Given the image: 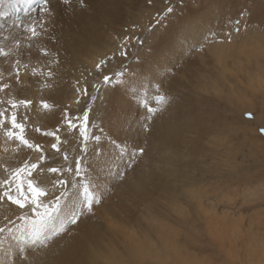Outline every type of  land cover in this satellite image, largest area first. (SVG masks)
Returning a JSON list of instances; mask_svg holds the SVG:
<instances>
[{"label":"bare ground","instance_id":"6f19581e","mask_svg":"<svg viewBox=\"0 0 264 264\" xmlns=\"http://www.w3.org/2000/svg\"><path fill=\"white\" fill-rule=\"evenodd\" d=\"M149 1L150 0H87L86 6L81 7L79 0H71L68 4H66L64 0H50L49 7L52 10L50 17L44 18L50 20L48 31L53 38L50 39L48 36L42 37L39 42H35L36 48L32 50L31 55H24L25 60L22 61L28 64V70L31 71L33 67L37 68L38 72L42 70L43 64L47 58L40 56L37 49L40 47H48L53 53L58 52L61 62H66L64 63L66 68L70 65L74 67L78 66L77 73L79 75L85 67L93 69L94 64L97 63L99 59H104L107 55L116 52L119 53V51L123 49V46L128 45V43L124 45L128 41H125L120 46L119 43L127 36L133 39L136 35L135 29L138 26L144 29L139 34H146L144 42L147 45H145V43L143 44L145 47L150 46V50L148 52L145 50H138L137 58L139 61L135 62L137 60L135 58V61L132 60V62H130L129 68L119 70V73H121L123 77L120 84L115 86L114 89L104 90V106L100 108L97 100L93 110L91 109L93 114L91 117L97 116L95 112L98 113L102 110L100 112V123L104 127V133L102 136L103 141L101 140V142H103L104 145L100 143L104 146L105 150L102 154L99 153V157L100 159L103 158V161L94 162V159L89 161L86 158V167L88 171L86 177L90 180L89 183L91 184V188L95 189L96 185L99 184L100 187L98 192H106V198L103 200V203L95 206L94 215H86L82 222L74 226L68 235L63 236L56 242L55 246L50 248L41 249L36 247L29 250L30 246L24 241L27 239V230L30 225L25 221L16 220V224L20 227L14 229L12 235L5 233L0 236V262H2V264H8L9 260L14 262V264H125V262H128V264H144L146 259V261L150 262H152L153 259L164 260L165 253L163 254L164 256L159 254V258H157V253L154 252H159L164 249L167 251L170 250L169 248L171 245H169L170 247L167 246L166 241H170L168 238L172 230H169L166 224L164 225L163 213L166 211L176 212L174 208H178L176 204L179 199L178 197L184 198V196H186L185 198H188V203L192 201L190 204H193L194 208H191H193L196 213L193 222L202 218L203 223L205 222L206 225L213 224V220H215L216 216L223 214L217 213V204L214 202V200L219 198V194L217 197L211 189L205 188L203 192L207 193V198L204 199L201 197L198 190L191 193L193 189L176 185L178 183L174 184L171 182V178L166 175L167 172H172L176 169V177H187V174L183 173L182 169H180L187 167L185 166L186 164L181 167L180 165L194 157L197 151H201V148L199 149V141L202 132L198 127V125H200V116L198 117V114L196 115L194 107L189 106L190 104L188 102L185 104L181 101L177 103L174 102V104L168 103L169 101L163 105L159 104L158 106L161 110L154 115L152 120L147 122L149 130L144 131L141 127L144 123V117L147 116L142 105L145 103L150 104V99H152L153 104H155L156 102L153 96L155 98L160 90L163 91V94L167 97V89L169 90L170 88V91L173 93L172 90H176L180 84L179 87H182L185 79L196 70L195 61H192V55L194 54L192 49L194 46H197V43L209 28L207 26L208 22L212 21L213 16L216 14L215 8L212 5L213 2L208 4L207 8L203 10L208 13L207 15H204L199 10L192 11L191 13H193L195 17L197 16V19H183V21H180L179 25H174L172 28H168V30H164L162 33L161 31L163 28L159 27L157 36L154 37V35H156V33H154L149 37L150 34L148 35L147 21L151 19L153 14L152 12L148 13V11H146L147 9L145 10L144 8ZM13 2L14 0H0L1 15L5 14L6 16V7L13 4ZM40 7L41 5L33 8L29 15L21 16L19 20L0 18V47H3L6 52L11 53L7 60L0 57V68L7 69L13 57L22 59L21 57L23 56H21L20 50H18L16 46L17 40L20 41L22 46L28 44V40L26 39L27 33L24 31V27L34 20L37 10V18L43 17L44 14L39 12ZM166 10V7L161 9V25L166 21ZM21 22H25L23 26H17ZM131 26L137 27H134L133 30H129ZM253 35L254 34H250L242 38V40H239L240 42L237 41L238 43H233L230 46L228 45L226 48H235L236 53L238 50L245 48L251 39H256ZM256 35L255 37H258ZM55 38H58V43ZM146 41H148V43ZM154 41L157 42L150 45ZM254 44L257 45L256 43ZM224 48L225 45L210 46L207 51L214 61L220 58V56L225 57L226 48ZM89 50L99 55L100 58L92 59L91 56H87L86 54ZM243 51L245 52L243 49L241 54L244 53ZM231 52L234 53V51ZM195 54L198 53L196 52ZM194 57L197 61L203 60L201 55H195ZM76 62L79 64L77 65ZM220 65L222 66L223 64ZM256 65L258 64L256 63ZM117 68L119 69V67ZM28 70L24 71V74H22L21 83L18 85L14 84V90L24 89V91L16 96L22 97L24 92L27 91L25 90L27 88V82L32 81L30 77H27L29 81L25 78V75L29 73ZM170 74L172 76L169 77ZM204 77L206 78L205 75H203V78ZM73 81H79V77L76 76ZM207 84L209 83L207 82L205 85ZM154 86L158 88L152 89ZM36 87L37 85L27 89L32 90ZM67 88H69V86L63 82L56 81L51 87L42 90V99H45L47 102L51 100L50 102L52 103H58L61 96L66 93V100L72 101L74 96L71 97L70 93H73V89L67 91ZM151 89L152 91H150ZM242 96L241 99L243 98ZM29 98L33 100L35 106L39 105L40 101L36 100L37 95L32 94V97L29 96ZM244 111H246V109ZM34 112L38 111L34 110ZM38 115L39 114L32 113V117L34 118ZM241 115H243V112ZM46 118L48 119L49 117ZM240 118L239 116L238 119ZM205 122L207 123V121ZM250 124H252V122ZM53 125V123L50 124V126ZM201 125H203V123ZM251 129L250 131H252ZM244 135L247 136V133ZM14 143L6 145L4 142L0 141V163L7 162L9 166L12 167L21 162L23 154L19 153L17 155L3 151L4 147H14ZM115 143L129 145L130 148L143 147L145 153L139 156L136 163L125 171L123 165L128 159V152H126L127 150L125 147L122 145L126 150V154L119 155L120 152L118 153L115 151L116 149L114 147L106 146L107 144L114 145ZM115 146H117V144ZM121 147H119V149ZM93 149L95 148L93 147ZM181 151L186 152L184 156L181 154V157H184L182 160H180L181 157L179 154ZM95 152L97 153V151ZM121 157H123V159H121ZM36 158L38 159V154ZM90 158H95V156L90 155ZM74 159H71L72 166ZM117 165H120L119 169ZM109 168H111V171H109ZM117 170L124 171L125 174L124 179L118 181L116 184L117 179L114 178V175ZM224 175L230 176V174ZM0 176H2V173H0ZM228 176L227 178H229ZM79 184L81 183L79 182ZM225 187H227L226 184ZM183 198L182 200L180 199L182 202H184ZM73 201L76 200L73 199L72 202ZM61 206H63V204ZM73 206L74 204L66 203L63 211L69 210L70 208L72 209ZM50 209H52V207H50ZM182 209L184 208L180 210ZM5 213L9 216H14L16 214H23V210L9 203L6 204L3 209H0V217ZM184 214L186 215L187 213L180 214V216L185 219L188 218V216L184 217ZM52 216L55 217V215ZM32 219H36L34 214ZM180 219L182 220V218ZM180 219H176L178 225H180ZM59 220L61 219L54 218L55 223H58ZM166 221L168 222L169 220L166 219ZM185 222L184 220L182 223ZM0 223H2V219H0ZM259 226L260 224L256 227L259 228ZM182 227L183 226H181V228ZM259 229L258 231H260ZM262 229L260 232H262ZM173 232L174 231H172V233ZM18 237L23 238L18 239ZM248 237L249 236L246 238ZM175 243L176 242H173L172 247L177 249ZM180 256H182V254ZM126 258L129 261H126Z\"/></svg>","mask_w":264,"mask_h":264},{"label":"rangeland","instance_id":"374dc122","mask_svg":"<svg viewBox=\"0 0 264 264\" xmlns=\"http://www.w3.org/2000/svg\"><path fill=\"white\" fill-rule=\"evenodd\" d=\"M211 3L215 8L216 14L213 16V20L208 22L207 26L209 28L201 37L197 46H194L192 49L194 53L192 55V61H195L196 70H194V73L191 71L192 74L185 79L183 86L179 87L180 84L176 90H172L173 93L170 91V88L169 90L166 88L168 91V103L174 104V102L177 103L181 101L187 104L188 102L190 104L189 106L194 107L196 115L198 114L197 116H200V125H198V127L202 132L199 141L201 146H199V149L201 148V151L198 149L199 151L195 153L194 157L180 165L181 167L186 164L185 166L187 167L180 169H182L183 173L187 174V177H176V169L172 172H167L166 175L171 178V182L174 184L178 183L176 185L193 189L191 193L198 190L199 194L204 199L207 198V193L203 192L205 188L211 189L216 196L219 194V198L214 200V202L217 204V213L223 214L216 216L215 220H213V224L206 225L205 222L203 223L202 218L193 222L196 213L193 209V204H190L192 201L188 203L189 201L187 200L188 198H185L186 196H184V198L178 197L179 203H176L178 208L176 209L174 206L177 213L173 211H166L163 213V219L166 222L163 221L164 225L166 224L169 230L174 231L173 233L172 231L170 232L168 238L170 241H166L167 246L171 245V247L169 246L170 248L167 247L170 250L167 251L164 249L159 252H154L157 253V258H159V254L163 255L165 253V256L163 255L165 257L164 260L153 259V261L150 262L146 261V259L144 264H264V134L259 131L260 128L264 127V0H150L148 4L144 6L148 13L152 12L153 14L151 19L147 21L148 35L150 34L149 37H151L156 33V35H154L155 37L159 32V27L163 28L161 31L162 33L164 30H168V28H172L174 25H179L180 21L186 18L197 19V16L195 17L194 14L191 13L192 11L199 10L204 15H207L208 13L203 10ZM163 6L167 9V16L165 18L166 21L163 20L165 22L161 25V9L164 8ZM169 8L172 9L171 12ZM37 15L38 10L36 11L34 19L37 18ZM237 20L240 21L239 31L236 30ZM24 23L25 22H21L19 27H22ZM134 27L137 26H131L129 30H133ZM143 30V28H139L138 26L135 29L136 35L133 39L131 38L132 40L127 36L124 38L125 40L123 39L119 43L120 46L125 41H128L124 44L126 45L128 43V45H122L123 49L120 50L119 53L116 52L107 55L104 59H99L98 62L100 60H105V65L102 70L98 71L96 69L97 62L94 64L93 69L85 67L78 75V66L74 67L70 65L66 68L64 66L66 62L62 63L59 59L60 63L58 66L52 65L54 77L51 81H48L44 75L39 73H41L44 69V64L47 60H50L51 57L45 60L42 70L38 72V76L31 75V71L27 69L29 73L25 75V78L27 79V77H30L32 81L27 79L29 82H27L26 87L30 88L35 85H37V87L32 90L26 88L25 90L27 91L24 92L22 97L30 99L29 96L32 97V94H35L37 95L36 100L40 101V103L38 106H35L33 102V106L28 110L29 120L26 122L24 135L33 142L41 144L46 153H51V144L56 142L55 139L36 133L35 128L39 127L45 131H57V129H59L57 134L63 141L61 145L62 152L60 155H52L50 159L45 161V166L51 165L67 168L72 167L71 159L82 158L83 161V175L81 177H76L71 172H64L56 174L55 179H53V174H44L45 182L40 186L44 187L46 191H51V185L47 183L50 179H52L53 182L59 179H64L69 182L62 185L57 184L56 186L55 194L59 195L61 201H59L58 210L55 200L50 197H41L42 202L52 207V209L49 207V210L53 211H51L52 215H55L56 218L63 219L68 215L71 208L63 211L66 203H71L75 206L83 200L84 186L86 184L91 188V184L89 183L90 180L86 177L88 172L86 158L89 161L94 159V162L103 161V158L100 159L99 155L105 150L104 146H102L103 142H101V140L103 141L102 136L104 133V127L100 123V112L102 110L98 113L95 112L97 116L91 117L93 116L92 110L97 100L100 108L104 106V90L114 89L115 86L120 84L123 77L121 73V77L117 75V73L120 72L119 70L129 68L132 60L135 61L137 59L135 62L139 61L137 53L140 50H145L146 52L150 50V46L145 47V45H147L144 42L146 34H139ZM250 34H254L253 36L256 39H251L252 43L251 41L247 43V46L243 48L245 50L243 54H241L243 49L238 50L236 54L235 48H233L234 50L232 48H226L228 45L230 46L233 43H238L237 41L242 40V38ZM255 35L260 37H255ZM146 42L148 43V41ZM156 42L157 41H154L150 45ZM143 43H145V45ZM218 45H225V57L220 56V58L213 61L207 50L210 46ZM231 51H234V53ZM196 52L198 54H195ZM92 53L93 52L89 50L86 55L91 56L92 59L100 58L96 53ZM195 55H201L203 60L197 61L194 57ZM21 58L23 61L25 60L24 56ZM76 63L77 65L79 64L78 62ZM256 63L258 65H256ZM220 64L223 65L221 66ZM117 67H119V69ZM27 70L21 68V76L24 74V71ZM105 74L112 78L110 82H105L103 80ZM203 75H205L206 78H203ZM76 76L79 77V81H73ZM170 76L172 75L170 74L169 77ZM211 79L215 81L213 82ZM56 81L63 82L69 86L67 91L73 89V93H70V95L71 97L74 96V99L72 101H67L65 93L61 96L58 102L59 104L52 103L50 102L51 100H49L48 103L50 108L46 110L41 106L42 90H46V88H49V83L53 85ZM205 82L209 84L205 85ZM12 83L13 85L15 84L14 78ZM77 87H86L89 94L87 96L78 94L76 91ZM157 88V86L152 87V89ZM152 89L150 91H152ZM22 91H24V89H13V94L18 95ZM163 93L164 92L161 90L158 91V94ZM3 96L4 94H0V97ZM241 96L244 99H241ZM151 100L152 99H150V104L145 103L142 105L146 115H148L145 110L146 104L150 107L159 108V104L154 102L157 104L155 105L153 104V100ZM245 109L246 111H244ZM34 110L38 112H34ZM21 111L24 110L22 109ZM64 112H67L69 114L67 118H71L77 125L76 129H67V118L64 116ZM242 112L243 115H241ZM249 112L252 113V119H248L245 116V113ZM32 113L39 115L34 118L32 117ZM84 113H88L87 121L84 120ZM239 116L241 118L243 116L245 120L243 118L238 119ZM46 117L49 118L47 119ZM205 121H207V123ZM251 122L252 124H250ZM52 123L54 125L50 126ZM202 123L203 125H201ZM81 125L86 129V134L89 137L88 141H84L79 134V127ZM250 129L252 131H250ZM246 133L247 136L244 135ZM94 135L101 137L99 142H95L92 139ZM0 136H2V133H0ZM85 144H87V151L83 150ZM116 144L117 146H115ZM122 145L115 143L114 145L107 144L106 146L114 147L116 149H114L115 151L118 153L120 152L119 155H124L128 152V149H132L129 145H123L126 151ZM93 147L98 154L93 152ZM119 147L121 148L119 149ZM27 152V149H20L19 153L23 154L21 161L24 160ZM64 152H67L69 156L68 161L62 159ZM185 153V151H181L179 153L180 157L182 156L181 154L184 156ZM36 155V152H31L29 157L31 162L37 161ZM90 155L95 156V158H90ZM183 158L184 157H181L180 160ZM127 161L128 159L126 162ZM224 174H230V176L227 175L230 179ZM122 179H124V177ZM122 179H117L116 184ZM21 180L23 181L21 189L23 196L30 199L31 193L27 189L29 177L27 174H22ZM79 182L81 184H79ZM225 184L227 187H225ZM182 198L184 202L181 201ZM71 199H75L77 202H72ZM62 204L63 206H61ZM181 208H184L182 210L185 212L180 210ZM183 213H187L186 215L184 214L185 216L183 215L184 217L188 216V218H186L187 220L180 216V214ZM178 218H182L183 220L180 219V225L177 224ZM166 219L170 222L168 221V223ZM184 220L186 222L182 223ZM258 224H260V229L256 227ZM181 226L183 227L181 228ZM258 229L260 231L262 229V232L258 231ZM247 236L249 237L246 238ZM173 242H176L175 246L177 249L172 247ZM181 254L182 256H180ZM126 261L129 260L126 258ZM125 264H128V262H125Z\"/></svg>","mask_w":264,"mask_h":264},{"label":"snow or ice","instance_id":"6c2138e0","mask_svg":"<svg viewBox=\"0 0 264 264\" xmlns=\"http://www.w3.org/2000/svg\"><path fill=\"white\" fill-rule=\"evenodd\" d=\"M66 4L70 3L71 0H64ZM33 3H39L41 5L39 12L43 13V17H38L32 20L30 23L25 25L24 31L27 33L26 39L28 40V44L26 46H22L20 41L17 40V49L20 50L21 56L31 55L32 50L36 48V43L41 40L42 37L48 36L50 39L53 37L51 33L48 31V25L50 20L45 19L44 17H50L51 9L49 7L50 0H28L29 7ZM87 0H79V4L81 7L86 6ZM171 12L172 9L169 8ZM19 20V18H18ZM237 28L239 31L240 21H236ZM19 26V25H17ZM58 43V38H55ZM37 52L40 56L45 58L51 57L50 60L44 64V69L41 73L46 77L48 81L54 77V71L52 65H59L60 61L58 58V52L53 53L48 47H40L37 49ZM11 55L10 52H6L3 47H0V57L7 58ZM43 63V62H42ZM105 65V60H100L96 69L102 70ZM21 67L25 70L28 69V64L23 63L22 59L12 58L9 67L7 69L0 68V94H4L3 97H0V141L5 144H11L15 142L14 147H4L3 151L6 153L19 154L20 149H27L28 152L25 154V158L20 163L15 166L10 167L7 162L0 163V209L6 204H11L17 206L20 210H23V214H16L14 216H9L6 213L0 217L2 219V223H0V236L5 233L12 235L14 229H18L20 226L16 224V220L25 221L28 225H30L27 230V239L24 241L28 244L29 250H32L36 247L41 249L50 248L55 246L56 242L59 241L63 236H66L70 233L72 228L79 223L82 222L83 218L86 215L93 214L95 206L103 203V200L106 198L105 193H99V184L96 185L95 189L89 187V185L84 186V198L78 204L73 206V208L69 211L68 215L63 219L59 220L58 223L54 222V217L52 216L51 211L49 210V204L42 202L41 197H50L51 199L56 201L57 210L59 206V195L55 194V189L57 184H67L69 183L67 180L59 179L53 182L52 179L48 180L47 183L51 185V191H46L44 187L40 185L44 184V174H53V179H55L56 174L71 172L76 177H81L83 175L82 170V158H76L73 161L72 167L61 168L55 166H45V161L50 159L52 155H60L62 152V138L57 134V131H45L39 127L35 128V132L47 137H53L56 142L51 144V153H46L44 147L38 142H33L28 139L24 133L26 129V122L29 120L28 110L33 106V101L26 97H19L13 94V83L12 80L14 78V82L16 85L21 83ZM31 75L38 76L37 68L33 67L31 69ZM120 75V73H117ZM112 78L107 74L103 76V80L105 82H110ZM79 83V82H77ZM51 87V84H48ZM78 94H82L87 96L88 89L77 87L76 89ZM6 97V98H5ZM155 102L157 104L163 105L168 102V97L164 94H157L155 96ZM41 106L44 109H49V103L42 99ZM146 111L148 113L147 116L144 117V123L141 127L144 131H148V121L152 120L154 115L158 113L161 109L156 107H150L145 105ZM24 111H21V110ZM68 113L64 112V116L67 118ZM245 116L248 119H252V113H245ZM84 120H88V113H84ZM67 129L74 130L77 125L71 118H67L66 120ZM259 131L264 134V127L260 128ZM79 134L83 138L84 141H88L89 137L86 134V129L83 125L79 127ZM92 139L95 142H99L101 137L98 135H94ZM87 151V144L83 149ZM36 152L38 154V159L36 162H31L29 157L31 152ZM96 149H93L95 153ZM145 153V149L143 147H133L128 150V162L123 165L125 171L128 168H131L137 161L139 156H142ZM62 159L64 161H68L69 156L67 152H64L62 155ZM123 159V157H121ZM118 169L120 165H117ZM111 171V168H109ZM27 174L29 177L27 183V189L31 193V198L23 196L21 191L23 181L21 180V175ZM125 172L117 170L115 172V179H122L124 177ZM35 181V183H34ZM36 217V219H32V216ZM23 237H18V239H22ZM7 255V253H6ZM2 264V262H0ZM8 264H14L11 260L8 261Z\"/></svg>","mask_w":264,"mask_h":264}]
</instances>
